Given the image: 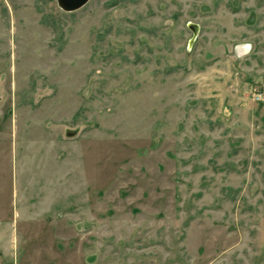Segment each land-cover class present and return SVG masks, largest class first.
<instances>
[{
	"label": "rangeland",
	"instance_id": "374dc122",
	"mask_svg": "<svg viewBox=\"0 0 264 264\" xmlns=\"http://www.w3.org/2000/svg\"><path fill=\"white\" fill-rule=\"evenodd\" d=\"M0 264H264V0H0Z\"/></svg>",
	"mask_w": 264,
	"mask_h": 264
},
{
	"label": "water",
	"instance_id": "95a60500",
	"mask_svg": "<svg viewBox=\"0 0 264 264\" xmlns=\"http://www.w3.org/2000/svg\"><path fill=\"white\" fill-rule=\"evenodd\" d=\"M90 0H57L58 7L65 12H74L83 8Z\"/></svg>",
	"mask_w": 264,
	"mask_h": 264
}]
</instances>
